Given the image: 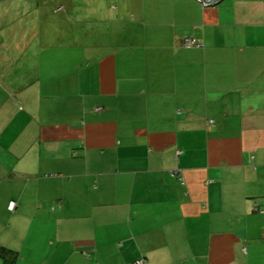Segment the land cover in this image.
Returning a JSON list of instances; mask_svg holds the SVG:
<instances>
[{
    "label": "crops",
    "instance_id": "0c3cea01",
    "mask_svg": "<svg viewBox=\"0 0 264 264\" xmlns=\"http://www.w3.org/2000/svg\"><path fill=\"white\" fill-rule=\"evenodd\" d=\"M171 3L78 87L2 39L0 264H264V0Z\"/></svg>",
    "mask_w": 264,
    "mask_h": 264
},
{
    "label": "rangeland",
    "instance_id": "374dc122",
    "mask_svg": "<svg viewBox=\"0 0 264 264\" xmlns=\"http://www.w3.org/2000/svg\"><path fill=\"white\" fill-rule=\"evenodd\" d=\"M158 4L166 9L160 16L169 19L171 0H0V44L10 36V52L29 45L30 56L22 58L24 64L17 62L19 69L31 65L48 83L78 87L102 52L131 51L141 47L143 38L154 40L158 31L150 24ZM92 51L99 54L90 59Z\"/></svg>",
    "mask_w": 264,
    "mask_h": 264
},
{
    "label": "built area",
    "instance_id": "2783aa9c",
    "mask_svg": "<svg viewBox=\"0 0 264 264\" xmlns=\"http://www.w3.org/2000/svg\"><path fill=\"white\" fill-rule=\"evenodd\" d=\"M196 1L202 2L201 0H196ZM202 4L208 6L203 2ZM182 46L186 49H190V48L200 47V44L194 38H186L182 41ZM14 209H15V204L13 202L9 203L8 210L12 212ZM134 264H146V261L137 260L136 262H134Z\"/></svg>",
    "mask_w": 264,
    "mask_h": 264
},
{
    "label": "water",
    "instance_id": "95a60500",
    "mask_svg": "<svg viewBox=\"0 0 264 264\" xmlns=\"http://www.w3.org/2000/svg\"><path fill=\"white\" fill-rule=\"evenodd\" d=\"M201 1L209 6L218 3L220 0H201Z\"/></svg>",
    "mask_w": 264,
    "mask_h": 264
},
{
    "label": "trees",
    "instance_id": "16d2710c",
    "mask_svg": "<svg viewBox=\"0 0 264 264\" xmlns=\"http://www.w3.org/2000/svg\"><path fill=\"white\" fill-rule=\"evenodd\" d=\"M199 2V1H198ZM200 3H202V2H200ZM195 39V38H194ZM196 40V39H195Z\"/></svg>",
    "mask_w": 264,
    "mask_h": 264
}]
</instances>
